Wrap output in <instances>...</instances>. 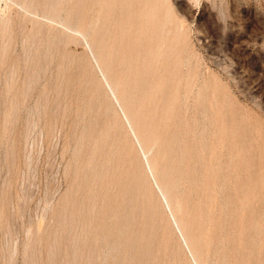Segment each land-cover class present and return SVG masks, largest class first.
<instances>
[{"label":"rangeland","instance_id":"374dc122","mask_svg":"<svg viewBox=\"0 0 264 264\" xmlns=\"http://www.w3.org/2000/svg\"><path fill=\"white\" fill-rule=\"evenodd\" d=\"M0 264H264V0H0Z\"/></svg>","mask_w":264,"mask_h":264},{"label":"bare ground","instance_id":"6f19581e","mask_svg":"<svg viewBox=\"0 0 264 264\" xmlns=\"http://www.w3.org/2000/svg\"><path fill=\"white\" fill-rule=\"evenodd\" d=\"M175 91V90H174ZM151 135V134H150ZM161 185V184H160Z\"/></svg>","mask_w":264,"mask_h":264}]
</instances>
